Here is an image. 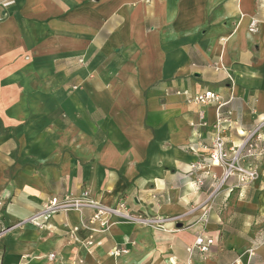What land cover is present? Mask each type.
Instances as JSON below:
<instances>
[{
	"label": "crops",
	"instance_id": "1",
	"mask_svg": "<svg viewBox=\"0 0 264 264\" xmlns=\"http://www.w3.org/2000/svg\"><path fill=\"white\" fill-rule=\"evenodd\" d=\"M205 91L218 102L190 101ZM228 113L227 147L264 122V0H0V226L84 191L165 219H111L84 247L91 212L59 213L1 236L2 264H246L254 246L264 264V127L257 178L230 180L200 221L221 169L196 185L189 166ZM200 235L206 259L186 253Z\"/></svg>",
	"mask_w": 264,
	"mask_h": 264
},
{
	"label": "built area",
	"instance_id": "2",
	"mask_svg": "<svg viewBox=\"0 0 264 264\" xmlns=\"http://www.w3.org/2000/svg\"><path fill=\"white\" fill-rule=\"evenodd\" d=\"M251 29L254 30L253 27ZM190 101L203 106L218 102V97L212 91H205L191 98ZM223 105V103L219 104L220 107ZM229 116V113L227 117L220 115L216 123L212 125L213 133L211 143L209 146H202L207 151L205 160H197L189 166V172L194 177L193 179L196 185L201 184L202 175H210V171L206 169L209 166L221 169L220 175H211L214 185L200 207L201 211H203L200 221L203 223H207L208 221L209 207L213 204L220 190L230 180L235 181V187H241L249 185L258 176L256 168L252 167L250 162L255 158L258 152H260L258 151L255 153L258 149L257 143L261 141L259 131L264 127V122L244 135L239 145L235 147H227L226 142L222 137V123L231 122ZM83 210H89L91 216L86 222H82L80 228H75L74 231L79 232L81 229L88 233L86 238L82 240L78 239L84 247L101 245L100 242H94L92 234L106 233L112 225L111 219H117L121 222L142 225L159 230L163 229V222L165 221L163 218H152L133 213L124 202H118L114 206H106L90 198L88 193L84 191L78 197L67 196L62 199L48 200L42 204L40 209L27 219L9 227L0 226V238L17 226L25 224L40 226L56 214L72 211L82 212ZM214 242L215 241L212 238L201 235L197 236L193 243L187 246L186 253L189 257H192L197 253L202 259H206L212 254ZM259 245L264 246V229L262 230V240ZM254 247L249 248L246 251L248 259L246 264H250L251 259L255 255ZM127 253L128 250L123 247H115L109 251V255L113 257H119ZM49 257L52 258L53 255H50ZM0 264H2L1 249ZM234 264L242 263L238 258L234 261Z\"/></svg>",
	"mask_w": 264,
	"mask_h": 264
}]
</instances>
